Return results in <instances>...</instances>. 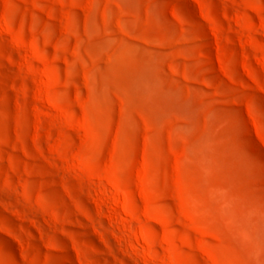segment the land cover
I'll list each match as a JSON object with an SVG mask.
<instances>
[{"label":"rangeland","instance_id":"1","mask_svg":"<svg viewBox=\"0 0 264 264\" xmlns=\"http://www.w3.org/2000/svg\"><path fill=\"white\" fill-rule=\"evenodd\" d=\"M0 264H264V0H0Z\"/></svg>","mask_w":264,"mask_h":264}]
</instances>
